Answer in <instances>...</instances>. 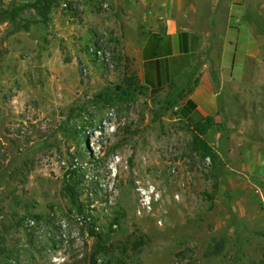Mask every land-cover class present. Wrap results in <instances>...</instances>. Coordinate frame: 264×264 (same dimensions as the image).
<instances>
[{"label": "rangeland", "instance_id": "rangeland-1", "mask_svg": "<svg viewBox=\"0 0 264 264\" xmlns=\"http://www.w3.org/2000/svg\"><path fill=\"white\" fill-rule=\"evenodd\" d=\"M35 1L0 0V264H89L90 231L114 247L138 231L141 264H264V0H246L244 17L260 85L236 93L244 106L223 118L214 160L177 117L181 92L144 90L122 53L137 0H54L47 25L32 10L9 20ZM212 239L223 250L206 258Z\"/></svg>", "mask_w": 264, "mask_h": 264}, {"label": "crops", "instance_id": "crops-1", "mask_svg": "<svg viewBox=\"0 0 264 264\" xmlns=\"http://www.w3.org/2000/svg\"><path fill=\"white\" fill-rule=\"evenodd\" d=\"M137 1L136 15L127 22L129 26L136 21L133 53L127 48L129 33L120 31L122 53L149 92L191 89L178 101L177 117L191 129L209 119L211 127L203 139L209 147H218L223 118L228 120L243 109L244 102L236 94H242L241 85L247 89L260 85L257 63L246 64L256 62L260 51L251 25L244 20L246 0ZM199 3L203 10L196 15ZM234 9L240 11L236 16ZM240 33L245 38L242 63L235 61ZM235 68L243 78L239 82L232 79Z\"/></svg>", "mask_w": 264, "mask_h": 264}, {"label": "trees", "instance_id": "trees-1", "mask_svg": "<svg viewBox=\"0 0 264 264\" xmlns=\"http://www.w3.org/2000/svg\"><path fill=\"white\" fill-rule=\"evenodd\" d=\"M54 0H36L31 5H23L13 9L7 15L10 21H13L22 12L26 10H32L37 17L40 18V24L47 25L49 22V15L53 7ZM26 29V28H25ZM144 90H146L144 88ZM191 89H187L178 95L179 100L185 95L190 93ZM211 127L210 120L207 119L204 123L192 128L193 132L192 147L195 151L201 154L202 158L210 157L214 160L215 156L212 154V149L208 146L203 138L205 131L209 130ZM77 177V170L71 169L66 174L68 182H73ZM66 195L73 207L77 206L76 196L73 186L67 185L65 187ZM17 227H20L18 225ZM14 228V227H13ZM90 238L93 239V252L90 256L89 264H141L139 256L141 255L144 248L149 244V239L144 235L140 234L138 231L134 232L133 239L128 242L125 246L114 247L109 244V239L102 235H97L96 232L90 231ZM264 237V234H258ZM212 248L206 253V258L216 257L223 250L224 243L222 241L212 239ZM1 253V252H0Z\"/></svg>", "mask_w": 264, "mask_h": 264}, {"label": "built area", "instance_id": "built-area-1", "mask_svg": "<svg viewBox=\"0 0 264 264\" xmlns=\"http://www.w3.org/2000/svg\"><path fill=\"white\" fill-rule=\"evenodd\" d=\"M91 54H92L93 61L101 65H105V66L110 65L109 59L106 56H104L101 50L97 48H93L91 50ZM31 226H33V222H28V224L25 227L30 228Z\"/></svg>", "mask_w": 264, "mask_h": 264}]
</instances>
